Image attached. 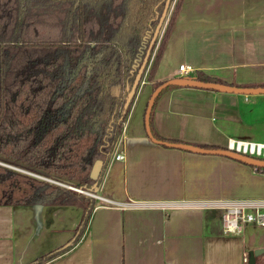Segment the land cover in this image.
Masks as SVG:
<instances>
[{
    "label": "crops",
    "instance_id": "0c3cea01",
    "mask_svg": "<svg viewBox=\"0 0 264 264\" xmlns=\"http://www.w3.org/2000/svg\"><path fill=\"white\" fill-rule=\"evenodd\" d=\"M162 32L101 175L96 193L107 200L97 201L73 245L41 264H250L249 250L264 249L263 226L221 227L228 201L264 202V174L227 156L161 145L144 128L151 83L177 76L180 63L193 68L186 76L264 86V0H182L149 81ZM151 109L163 140L207 148L264 142V93L179 85ZM119 150L124 158L113 159ZM80 213L75 205H0V264H27L65 244ZM253 264H264V251Z\"/></svg>",
    "mask_w": 264,
    "mask_h": 264
},
{
    "label": "trees",
    "instance_id": "16d2710c",
    "mask_svg": "<svg viewBox=\"0 0 264 264\" xmlns=\"http://www.w3.org/2000/svg\"><path fill=\"white\" fill-rule=\"evenodd\" d=\"M164 1L0 0V205L81 210L68 241L27 264L67 250L82 234L98 201L84 191L96 193L114 151L131 104L124 106L125 99ZM181 2L168 16L149 81ZM195 78L225 83L200 72ZM161 82L153 81L152 90ZM176 86L163 88L153 105ZM149 121L152 135L166 139L153 130L151 113ZM97 159L102 166L92 179Z\"/></svg>",
    "mask_w": 264,
    "mask_h": 264
},
{
    "label": "water",
    "instance_id": "95a60500",
    "mask_svg": "<svg viewBox=\"0 0 264 264\" xmlns=\"http://www.w3.org/2000/svg\"><path fill=\"white\" fill-rule=\"evenodd\" d=\"M173 0H165L162 10L157 18L156 25L154 26L153 32L151 34V37L148 41L144 56L141 60V63L137 69V72L135 74L133 83L127 93L124 106H127L129 102L133 99L135 92L143 78V75L145 73V70L148 66L149 59L151 57V54L153 53L155 46L158 42V39L160 37V34L162 32V28L164 26V23L167 19L171 4ZM169 85H177V86H190V87H196V88H203V89H211L216 91H223V92H234V93H243V94H251V93H264V86H234L230 84H225L221 82H213V81H205L200 80L195 77L191 76H175L172 78H168L166 80H163L156 88H154L147 100L145 112H144V128L146 135L153 140L154 142H157L161 145L167 146V147H173L178 149H183L186 151L196 152V153H209V154H218L227 156L239 161H242L244 163H247L251 166H263L264 167V160L243 154L241 152H237L235 150L230 149L229 147H222V148H207L203 146H198L190 143L185 142H175V141H169V140H163V139H157L152 135L151 129H150V113L151 108L153 106L154 99L156 95L165 87ZM102 162L101 160L97 159L94 164L92 165V168L90 170V177L92 179H96L99 176L100 170H101ZM264 251L263 248H256L249 250L248 252V262L250 264H253L255 261V256L262 253Z\"/></svg>",
    "mask_w": 264,
    "mask_h": 264
},
{
    "label": "built area",
    "instance_id": "2783aa9c",
    "mask_svg": "<svg viewBox=\"0 0 264 264\" xmlns=\"http://www.w3.org/2000/svg\"><path fill=\"white\" fill-rule=\"evenodd\" d=\"M193 68L185 63H180L177 68L179 73L177 76H186ZM227 147L237 152L264 160V142H252L245 140H229ZM124 151L119 150L113 155V159L122 160ZM254 170L264 174L263 166H253ZM34 174V173H32ZM36 175V174H35ZM82 191L79 188H75ZM85 193L95 197L98 201L107 200L97 193L84 191ZM110 201V200H108ZM111 202V201H110ZM264 206V202H256L253 200L245 201H228L222 207L221 227L223 232L237 233L242 230L246 223H254L257 226H264V210L260 207Z\"/></svg>",
    "mask_w": 264,
    "mask_h": 264
},
{
    "label": "rangeland",
    "instance_id": "374dc122",
    "mask_svg": "<svg viewBox=\"0 0 264 264\" xmlns=\"http://www.w3.org/2000/svg\"><path fill=\"white\" fill-rule=\"evenodd\" d=\"M264 140V139H263ZM246 224H248V225H251V224H253L254 225V223H246ZM261 228H264V226L263 227H261ZM259 256H260V254H259Z\"/></svg>",
    "mask_w": 264,
    "mask_h": 264
}]
</instances>
